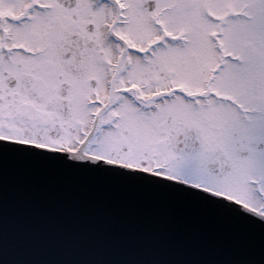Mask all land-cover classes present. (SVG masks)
I'll return each instance as SVG.
<instances>
[{
  "label": "snow or ice",
  "instance_id": "obj_1",
  "mask_svg": "<svg viewBox=\"0 0 264 264\" xmlns=\"http://www.w3.org/2000/svg\"><path fill=\"white\" fill-rule=\"evenodd\" d=\"M0 141L259 237L225 260H10L3 240L4 264H264V0H0Z\"/></svg>",
  "mask_w": 264,
  "mask_h": 264
},
{
  "label": "water",
  "instance_id": "obj_2",
  "mask_svg": "<svg viewBox=\"0 0 264 264\" xmlns=\"http://www.w3.org/2000/svg\"><path fill=\"white\" fill-rule=\"evenodd\" d=\"M3 240L10 260L259 258L258 236L191 197L25 157L0 158V264Z\"/></svg>",
  "mask_w": 264,
  "mask_h": 264
}]
</instances>
